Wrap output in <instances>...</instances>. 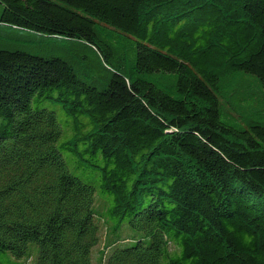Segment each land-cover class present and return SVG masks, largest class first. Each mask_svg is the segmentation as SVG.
Here are the masks:
<instances>
[{
  "label": "trees",
  "instance_id": "obj_1",
  "mask_svg": "<svg viewBox=\"0 0 264 264\" xmlns=\"http://www.w3.org/2000/svg\"><path fill=\"white\" fill-rule=\"evenodd\" d=\"M95 261L264 264V0H0V264Z\"/></svg>",
  "mask_w": 264,
  "mask_h": 264
},
{
  "label": "rangeland",
  "instance_id": "obj_2",
  "mask_svg": "<svg viewBox=\"0 0 264 264\" xmlns=\"http://www.w3.org/2000/svg\"><path fill=\"white\" fill-rule=\"evenodd\" d=\"M99 206H102L101 205V202L99 201ZM131 244H134L133 242H129L127 244H121V245H131ZM101 246H99L98 248H100ZM96 257H97V254H96ZM97 259V258H96ZM94 264H96V261L94 262Z\"/></svg>",
  "mask_w": 264,
  "mask_h": 264
}]
</instances>
